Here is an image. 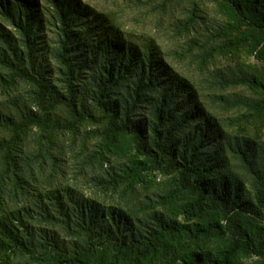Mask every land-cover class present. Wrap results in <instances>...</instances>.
<instances>
[{"label": "trees", "instance_id": "16d2710c", "mask_svg": "<svg viewBox=\"0 0 264 264\" xmlns=\"http://www.w3.org/2000/svg\"><path fill=\"white\" fill-rule=\"evenodd\" d=\"M207 1L231 23L199 47L202 71L242 48L252 71L197 84L82 0H2L0 264H264V145L221 118L264 114V98L235 92H264V0ZM154 174L164 186L149 192Z\"/></svg>", "mask_w": 264, "mask_h": 264}, {"label": "rangeland", "instance_id": "374dc122", "mask_svg": "<svg viewBox=\"0 0 264 264\" xmlns=\"http://www.w3.org/2000/svg\"><path fill=\"white\" fill-rule=\"evenodd\" d=\"M45 5L46 0H39ZM84 4L90 5L96 12L109 15L117 22L122 29L135 37V39H150L159 45L168 63L177 71L192 78L197 84L203 79L210 78L209 71L216 67L227 66L242 67L253 70L257 66L256 59L250 48H242L231 53L219 54L204 71L201 65L199 47L213 35H220V31L231 21L219 11L215 3L207 0H82ZM4 5L0 0V22L6 27L7 23L2 20ZM194 11L193 16L191 12ZM193 17V23L186 30L182 25ZM51 37V34H49ZM222 35V34H221ZM235 35V34H234ZM233 35V36H234ZM238 36L242 35L239 31ZM216 45L224 43L223 35L214 39ZM213 43V40H212ZM52 46V45H51ZM52 48V47H51ZM50 62L53 63L50 59ZM250 97L264 98V92H257L249 87L235 89ZM215 113L222 114L219 109H213ZM225 121V127L230 133L240 136L251 137L264 145V114L251 110L233 109L223 112L221 117ZM69 140L66 139V142ZM65 181L73 187L75 194L89 196L92 193V186L87 179L78 177L75 170L66 168ZM165 179L159 174L151 176L146 184L149 192L162 190ZM65 186V185H64ZM249 196L254 195L250 183H246ZM108 203H115L114 200H107ZM181 220V216L178 218ZM251 233H257L263 226L248 225ZM207 250L215 254L223 247L221 242L212 240L207 245ZM256 257H240L237 264H257Z\"/></svg>", "mask_w": 264, "mask_h": 264}]
</instances>
